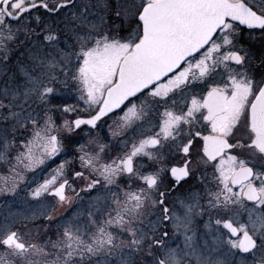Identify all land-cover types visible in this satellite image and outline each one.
<instances>
[{
	"label": "snow or ice",
	"instance_id": "obj_1",
	"mask_svg": "<svg viewBox=\"0 0 264 264\" xmlns=\"http://www.w3.org/2000/svg\"><path fill=\"white\" fill-rule=\"evenodd\" d=\"M71 152L0 264H264V0H0V194Z\"/></svg>",
	"mask_w": 264,
	"mask_h": 264
},
{
	"label": "rangeland",
	"instance_id": "obj_2",
	"mask_svg": "<svg viewBox=\"0 0 264 264\" xmlns=\"http://www.w3.org/2000/svg\"><path fill=\"white\" fill-rule=\"evenodd\" d=\"M73 97H74V101L76 102L75 94H73ZM80 108L81 109L84 108V104H83L82 101L80 102ZM61 122H62V120L59 117H57V123H61ZM153 122L156 123L157 121L154 119ZM100 134H101V136H103V133H102L101 129H100ZM130 134L131 133L129 132V135L127 134L126 137L113 138L111 136V133H110V135H109V137L107 139V142H110L113 145H117L118 146L119 139L131 137ZM133 135H135V134H133ZM80 138H81V140H80L81 143L86 142L87 139H88V137L83 136V135H81ZM12 155H15V152H13ZM55 158L56 157H52L50 160H47V162L48 161H54ZM54 168L55 167H47L46 168V166H45L43 168L44 170H42V171H37V168L33 169V170H30V172H28V175H25L26 179L21 182V187L17 190L18 193H19L18 196H13L12 194H0V219H3V217L7 216L9 212H14L17 209L27 208V205L22 202V198L26 194L27 190L29 188L35 187V185L37 183L42 182V180L44 178H46L49 175V173L52 171V169H54ZM209 172H211V169H209ZM0 173L7 174V169L4 166H2V165H0ZM184 187L186 188L187 185H185ZM112 190L116 191V189H112ZM183 191H184V188L179 189L177 192H175L174 193V198L176 196H179ZM5 200H7V204L6 205H5ZM28 200H29V202H31L32 198L28 197ZM246 207L250 208L251 204H247ZM240 212H241L242 216H246L245 208H241ZM206 220H207V216L199 217L197 219V227H198L200 232L205 231L204 228H203V223ZM37 221H39V220H37ZM25 223H27V222H25ZM49 235H52V234L49 233ZM52 238L55 239V236L52 235ZM181 239H182V237H181Z\"/></svg>",
	"mask_w": 264,
	"mask_h": 264
},
{
	"label": "flooded vegetation",
	"instance_id": "obj_3",
	"mask_svg": "<svg viewBox=\"0 0 264 264\" xmlns=\"http://www.w3.org/2000/svg\"><path fill=\"white\" fill-rule=\"evenodd\" d=\"M242 27H246V26H242ZM68 102L69 103H74L75 102L74 101V98L71 99V100H69ZM137 102H139V101H137ZM120 115H122V112H120V110H116L115 115L109 114V117L108 118H105V126L100 128L102 130L103 137H105V142H107V139H108V137L110 135V132L108 131V127L107 126L108 125H112L113 124V121L116 119V117L117 116H120ZM70 118H74V116L73 117H70ZM201 124L203 125V127L197 128V130H202V131L205 132V134H207V131H208L207 122L206 121H201ZM88 127H90V126H88ZM137 131H138V128H137ZM129 132L131 133L130 134L131 137L133 136V134H135L134 132H132L131 130H129L126 133V135L127 134L129 135ZM75 155H76V153L71 152V153H68V154H61L59 157H56L54 159V161H48L47 162V160H46L43 165H40L39 167H37V171L44 170L43 168L45 166H46V168L47 167H56L57 165H59L61 163L62 160L68 159L70 156H75ZM73 169L80 170V168H79V161L78 160H76V161L73 160L71 166L68 169L69 174L71 173V171ZM165 175L167 176V173ZM69 178H71V176ZM180 189H182V188H180ZM91 195L92 196H95L96 195V192H92ZM81 196L83 197V200L82 201H79L78 204H77L76 201H74V204H73V207L72 208H70L67 204H65L63 207H60L58 209L59 213L65 214L67 216H70L72 214V211H74L77 206L79 207V209L81 211L88 210L87 207H86L88 205V203L90 202L89 199H88V194L81 193ZM173 197H174V194H173ZM247 204H251V202H248ZM81 221L83 222V217H81Z\"/></svg>",
	"mask_w": 264,
	"mask_h": 264
},
{
	"label": "trees",
	"instance_id": "obj_4",
	"mask_svg": "<svg viewBox=\"0 0 264 264\" xmlns=\"http://www.w3.org/2000/svg\"><path fill=\"white\" fill-rule=\"evenodd\" d=\"M80 140H81V138H80ZM74 153H75V152H74ZM75 161H76V160H75ZM28 172H30V170H29V171H26V172H25V175H28ZM35 223H38V224H39V223H42V221H41V220H39V221H35Z\"/></svg>",
	"mask_w": 264,
	"mask_h": 264
}]
</instances>
